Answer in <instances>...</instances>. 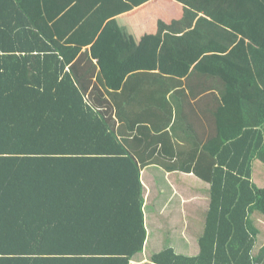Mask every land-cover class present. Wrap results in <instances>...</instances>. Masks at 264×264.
<instances>
[{
    "label": "trees",
    "instance_id": "1",
    "mask_svg": "<svg viewBox=\"0 0 264 264\" xmlns=\"http://www.w3.org/2000/svg\"><path fill=\"white\" fill-rule=\"evenodd\" d=\"M22 2L0 0V264H131L142 258L148 233L141 181L147 164L131 154L136 134L123 133L136 127L130 90L164 78L124 63L126 46H137L131 28L119 29L125 46L117 48L115 68L101 57L96 62L90 49L62 51ZM184 3L182 20L160 21L156 35L140 36L139 57L169 59L170 73L187 76L173 80L180 89L224 90L226 104L248 91L252 106L229 111L219 139L214 131L207 142L193 141L187 170L212 185L200 256L168 247L150 263L264 264V245L254 253L261 231L253 218L264 217V188L252 180L254 161L264 164V65L254 60L264 61V0ZM98 7L84 23L97 26L95 34L115 15ZM235 55H244L250 77L230 69ZM114 76L129 77L120 94L109 88Z\"/></svg>",
    "mask_w": 264,
    "mask_h": 264
},
{
    "label": "crops",
    "instance_id": "2",
    "mask_svg": "<svg viewBox=\"0 0 264 264\" xmlns=\"http://www.w3.org/2000/svg\"><path fill=\"white\" fill-rule=\"evenodd\" d=\"M22 1L26 11L39 26L47 30V36L62 51L80 53L90 49L96 62L101 57L107 63L111 61V66L115 68L118 67L115 62L120 59L117 48L125 46L119 40V29L127 26L136 32L137 46H126L129 57L124 63H135L132 71L155 72L164 79H159L158 83L151 82L150 85L154 86L151 88L147 85L142 90H130L135 99L129 109L136 114V127L134 130L124 129L123 133L136 134L139 143L134 144L131 154L137 160L143 158L146 161L144 164H147L141 173V181L144 186V213L148 233L142 258L133 259L131 264H152L150 259L168 247L178 255L194 257L195 249L198 252L200 248L195 246L194 239L199 241L203 228L199 225L205 222L211 209L212 185L196 176L195 172L187 170L186 166L191 158L189 154L196 149V143L193 141L207 142L209 135L214 131H219V139L222 123L228 119L229 113L235 114L246 109L243 105L239 106L242 102L252 106L251 93L244 91L243 100L239 102L237 96H234L229 98V104H226L222 95L224 90H202L205 84L180 89L178 82L173 80L187 76L182 74V70H179L180 74L170 73L169 59L164 56L161 55V59L159 55L139 57L142 50L139 52L138 44L143 39L140 36L156 35L160 21L162 26H167L174 19L182 20L187 6L185 0H104L100 5L94 0H80L79 7L75 6L76 0ZM96 7L101 8L104 15L115 13L105 19L99 34L93 33L94 27L97 28L94 24H84L91 19L92 13L97 11ZM204 12H201L200 16H203ZM124 20H127L126 23ZM80 30L89 31V37H94L85 41L82 38L85 34L80 35ZM240 37L246 41L245 44L242 43L243 48L250 49L251 40L243 35ZM133 52L135 53L132 55ZM153 60H161V65L157 62L158 65H151V69H148L149 61ZM254 60L259 65H264L260 56ZM232 62L230 69L234 74L240 76L239 72H242L247 77L251 76L244 55H235ZM160 66L166 68L167 72ZM126 78L129 77L120 78L115 90L109 87L111 91L120 94ZM200 86L202 88L199 89ZM146 145L156 148L155 152L150 153L153 150L151 147L143 155L141 150ZM139 162L141 164V159ZM260 178H264V164L254 161L252 180L259 187H264V180ZM255 216L258 220L261 217H258L257 213L253 218ZM164 238L167 244L162 245ZM263 243L264 239L260 247Z\"/></svg>",
    "mask_w": 264,
    "mask_h": 264
},
{
    "label": "rangeland",
    "instance_id": "3",
    "mask_svg": "<svg viewBox=\"0 0 264 264\" xmlns=\"http://www.w3.org/2000/svg\"><path fill=\"white\" fill-rule=\"evenodd\" d=\"M126 18L127 17H124V19H126ZM126 21L127 20H124V23H126ZM124 31L127 32V28L126 27L124 28ZM127 68L129 69L128 66H126L124 69L127 70ZM111 82H112V85H111L112 88H117L118 87V80L116 79L115 76H114V78H113V80ZM256 173H258V172H256ZM260 179L264 180V178H260ZM259 188H264V187H259ZM259 216H261V217H259ZM262 216L263 215H261L260 213H258L259 220L257 219V217H255L256 224L258 225V228L260 229L261 234H260V236H258V238H260V239L258 241V245H257L256 250H255L254 253H258L257 250L259 249L260 245L262 244V239H264V217H262ZM200 226L203 227L204 230H205V228H206V225L205 224L203 226L200 224ZM203 233H204V231H202V234L201 235H203ZM194 243H195V246L198 245L200 247L199 250H198V252H196V249H195V254L196 255L194 257H198V256H200V252H201L200 241H198V239L197 240L194 239ZM165 244H167L166 238L162 239V245H165ZM263 245H264V243H263Z\"/></svg>",
    "mask_w": 264,
    "mask_h": 264
}]
</instances>
